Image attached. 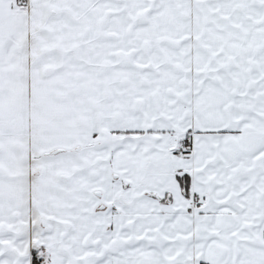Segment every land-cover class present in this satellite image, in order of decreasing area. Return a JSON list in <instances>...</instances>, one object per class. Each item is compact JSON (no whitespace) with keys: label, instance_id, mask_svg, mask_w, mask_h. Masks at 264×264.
Listing matches in <instances>:
<instances>
[{"label":"snow or ice","instance_id":"1","mask_svg":"<svg viewBox=\"0 0 264 264\" xmlns=\"http://www.w3.org/2000/svg\"><path fill=\"white\" fill-rule=\"evenodd\" d=\"M0 264H264V0H0Z\"/></svg>","mask_w":264,"mask_h":264}]
</instances>
